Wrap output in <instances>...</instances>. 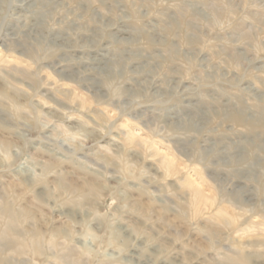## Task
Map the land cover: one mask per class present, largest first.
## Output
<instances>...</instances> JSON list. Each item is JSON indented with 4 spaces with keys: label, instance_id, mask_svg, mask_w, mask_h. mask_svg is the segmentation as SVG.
Here are the masks:
<instances>
[{
    "label": "clouds",
    "instance_id": "obj_1",
    "mask_svg": "<svg viewBox=\"0 0 264 264\" xmlns=\"http://www.w3.org/2000/svg\"><path fill=\"white\" fill-rule=\"evenodd\" d=\"M0 264H264V0H0Z\"/></svg>",
    "mask_w": 264,
    "mask_h": 264
}]
</instances>
